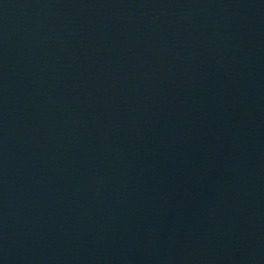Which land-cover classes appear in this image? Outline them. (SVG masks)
Returning <instances> with one entry per match:
<instances>
[{
  "label": "water",
  "instance_id": "95a60500",
  "mask_svg": "<svg viewBox=\"0 0 264 264\" xmlns=\"http://www.w3.org/2000/svg\"><path fill=\"white\" fill-rule=\"evenodd\" d=\"M0 264H264V0H0Z\"/></svg>",
  "mask_w": 264,
  "mask_h": 264
}]
</instances>
